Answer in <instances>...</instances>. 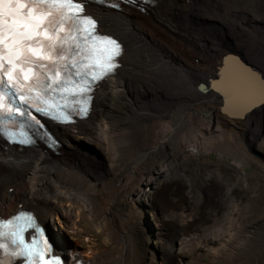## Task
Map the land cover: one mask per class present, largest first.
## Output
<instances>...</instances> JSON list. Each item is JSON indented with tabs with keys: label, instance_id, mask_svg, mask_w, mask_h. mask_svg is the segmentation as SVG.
<instances>
[{
	"label": "bare ground",
	"instance_id": "6f19581e",
	"mask_svg": "<svg viewBox=\"0 0 264 264\" xmlns=\"http://www.w3.org/2000/svg\"><path fill=\"white\" fill-rule=\"evenodd\" d=\"M187 2L191 3L184 9ZM187 9H192L190 13L197 12L199 22L196 26L189 22ZM92 12L99 19L102 30L123 42L125 52L120 60L123 66L102 84L88 120L79 122L74 129L55 128L61 143L59 155L49 150L45 152L42 147L29 150L7 147L0 140V214L6 218L22 203L35 211L42 224L52 225L54 218L59 219L62 230L56 232V237L68 259L79 252L68 239L75 233L82 234L84 225L80 221L83 217L102 241L91 249L90 264H152L153 258L146 263L147 255L140 253L139 229L146 228L139 202H142L146 184L147 188H153L151 201L158 235L163 236V231H168L160 242L164 253L160 260L165 258V263L171 260V264H180L208 242L219 263L242 264L254 259L261 264L259 253L264 249V228L251 231L242 222L246 204L234 202L232 205L241 192L238 184L223 187L217 183L224 191L217 193L212 205L219 210L203 207V199L197 203L195 200H198L196 190L201 180V175L197 174L204 173L205 169L199 168L192 158L202 149L211 150L217 144L221 149L222 143L227 144L223 148L226 151L238 149L239 153L236 152L241 153L244 165L255 164L249 157L246 143L256 142L255 147L264 152V100L241 117H232L264 96V84L238 61L225 60L231 51L238 52L250 65L258 63V69L264 72V56L257 55L255 44L261 33L242 38L230 33L229 44L222 42L219 31L202 30L201 24L219 25L203 17L208 12L202 11L198 0H159L149 17L130 7H122L121 12L99 8ZM179 15L182 16L179 23H174L175 16ZM161 23L162 29L159 28ZM150 33L156 35L155 40ZM174 41L180 48L172 45ZM172 51L178 52L181 58L175 61ZM187 63L192 65L186 66ZM215 79H219L217 88L212 89L211 80ZM201 83L209 86L207 92L198 89ZM131 87L133 92L143 90L141 100L126 103ZM152 92L158 96H149ZM109 96L117 97L120 104H124V113L118 117L114 113L107 114ZM225 101L228 117L220 112ZM108 139L116 166H104V162L102 166H93L89 154H83L78 148L80 141H86L95 143L100 149ZM190 161L196 165L193 174L196 187L186 191L194 201L193 210L187 213L177 208V197L164 196L163 192L180 179ZM225 172L223 176L231 175ZM11 188L12 193L9 192ZM149 191L152 192L151 188ZM216 191L211 187L206 189L208 194ZM135 198L139 201L135 202ZM208 221L212 224L210 230L206 226L193 234L183 232L188 231V225ZM215 228L218 234L234 231L220 248L215 246L211 234L206 235Z\"/></svg>",
	"mask_w": 264,
	"mask_h": 264
},
{
	"label": "snow or ice",
	"instance_id": "6c2138e0",
	"mask_svg": "<svg viewBox=\"0 0 264 264\" xmlns=\"http://www.w3.org/2000/svg\"><path fill=\"white\" fill-rule=\"evenodd\" d=\"M84 13V0H0V120L13 112L8 96L26 88L37 99L44 93L84 96L117 67L113 61L120 55V45L100 36L96 20ZM98 51L104 55L96 56ZM93 65L95 70L88 71ZM29 99L19 96L24 102ZM63 106L67 107L66 98ZM20 220L35 227L30 215L19 214L7 222L0 220V225ZM24 231H0V264H61L59 257L45 260L52 249L46 240L38 247L33 240L38 232L30 233L26 242Z\"/></svg>",
	"mask_w": 264,
	"mask_h": 264
},
{
	"label": "rangeland",
	"instance_id": "374dc122",
	"mask_svg": "<svg viewBox=\"0 0 264 264\" xmlns=\"http://www.w3.org/2000/svg\"><path fill=\"white\" fill-rule=\"evenodd\" d=\"M189 3H191V2H187V3H185V5H183L184 9L186 6L188 7ZM177 5H180V4H177ZM178 11L181 12V9L179 8ZM190 12H192V9L191 10L187 9V13H190ZM161 25H162V23L159 25L160 29H162ZM171 31H172V29H170V32ZM150 35H151V37L153 36L152 38L155 40L154 37H156V35L155 34L152 35L151 33H150ZM168 35L171 38H173L171 33H168ZM159 39H160V37H159ZM176 42H178V40ZM176 42L174 41L172 43V45L180 48L178 43H176ZM237 45L239 46L240 44L237 43ZM188 48H190V47H188ZM172 53L174 55L173 57H174L175 61H177L181 58V56L178 52L172 51ZM187 65H192V64L187 63L186 66ZM190 72L192 73L193 71L191 70ZM130 91H132V92H130ZM133 91H134L133 87H131L130 90H128V93H127L126 98H125L126 103L141 100L143 90H141V88H140L139 92H133ZM153 94L154 93L152 92L149 96H151ZM154 95L156 96L157 94L155 93ZM168 98H169V96H168ZM107 100H108V102H107V104H108L107 105V108H108L107 114L109 112H110L109 113L110 115L112 113H114L118 117L119 114L124 113V104H123V102H122V104H120L117 97H115V96L110 97L109 96V98ZM102 120H103V118H102ZM203 120H204V118H203ZM230 125L232 126L233 129L236 128L235 126H233L234 125L233 123H231ZM143 127H144V125H143ZM108 140L109 141L102 144L100 149L96 145H94L95 143L93 144V143L86 142V141H80L78 143L79 144L78 148L83 154H87V153L89 154L88 155L89 160L93 164V166H98L102 162H104V164H103L104 166L109 167V165H112V164L116 166L117 163H116V160L113 156V152H112V148H111V140L110 139H108ZM243 143H244V141H243ZM256 144H257L256 142H250L248 144L246 143V146L248 148L249 157L251 159L255 160L254 165H249V164L244 165V163H242L243 157H242L241 153L238 154L239 153L238 149L236 150V151H238V153L236 151L232 152V151L224 150L223 148L227 146V144H225V143L221 144V146H222L221 149H220L219 145L217 144V145L213 146L211 150L208 148H205V149L201 150L202 151L201 153H196L195 156L192 155L193 160L197 164H199L198 167L205 169L204 173H202V174L198 173L197 174L198 176H199V174L201 175V180L198 183V189L196 190L197 198H198V200H195L196 203H197V201L200 202L201 199H203V201L205 203V204H201L203 207H210V208L217 207L219 210L218 206L212 205V201L215 200V196L217 195V193L219 191H224V189H222L221 187H218L217 183L218 184L221 183L223 185V187L224 186L226 187V185L228 186V184L236 185V183H237L239 190L241 192H240V194H237V198L232 202V205L234 204V202H237L236 204H246L245 205L246 210L244 211L245 216L242 217V222L248 227V229L250 228L249 230H251V231H254V230H256V228H259V227H260V229L264 228V152L259 151L257 149V147H255ZM236 154L239 156H237ZM257 160L260 162H258ZM101 166H102V164H101ZM226 169H228V171ZM195 170H196V165L194 164L193 161H190L185 166L184 171L181 174V176H179L180 179L177 178L176 181H174L172 185H170V186L168 185V191L163 192L164 196L177 197L178 201L183 199L186 196H189L188 194H186V191H188L189 189L191 190V188L196 187V183L193 181V179H196V177L193 175ZM229 170H233L235 173H233L232 171H229ZM224 172L225 173L230 172L229 174H231V175L227 176V174H225V176H223ZM214 183H216V185L212 186ZM176 187H177V189H176ZM208 187L214 188L217 191L213 194H208L206 192V189ZM149 188H151L152 192L149 191ZM143 189L145 192L142 193L141 198L142 197L143 198H142V202H139L140 203L139 209H141L144 213L143 224H144L146 229H143V230L139 229V235L141 238L140 253H144L147 255L146 256V260H147L146 263H149V261L153 258L152 264H164L165 263L164 261H166V259L163 258L164 260H160L162 257V254H164L163 249L161 248L162 246L160 244V242H162L161 240H163V238L157 236L158 233L155 234L153 231L151 232V229H150V228H152V226H151L152 223L155 222V216H154V212H153L154 211V206H153L154 203L151 201V199H152L151 195L153 194V188L150 186H148V188H147L146 184H144ZM174 189H176V190H174ZM243 195L245 196L244 198L242 197ZM233 196H234V194L232 195V197ZM240 197H242L243 200H241ZM136 201H139V198H135V202ZM178 201H176V202H178ZM175 204H177V203H175ZM179 206H180V204H178V207ZM187 206H188V210L190 211L192 204H187ZM139 209H137V211ZM240 214L242 215V213H240ZM80 222L84 225V230H85L84 233L82 235H77V234L73 235L72 238L68 239V242L72 243L73 245H76L79 248V250L83 252L82 255H85V257H86L85 253L88 251H91L90 247H92L94 249L102 241L100 239L101 237H99L96 230L93 229L92 227H90V225H89L90 222L88 221V219H84L82 217V220ZM52 223L53 224L50 225V227H51V230L54 234L56 232L62 230L61 229V223H60L59 219L57 220L56 218H54ZM149 223L151 224L150 228L148 226H146ZM238 227L239 226H237L236 228H238ZM141 228H143V227H141ZM236 228H235V231L237 230ZM145 230H146L145 233H147L148 237H145V233H144ZM233 232H230V233L227 232V233H223V234H218L217 231H215V233H214V231L211 232V234H214V235H212V238L215 239V241H216L215 246L220 248V246L224 245L226 243L228 237L230 236V234H233ZM250 233H253V232H250ZM163 234L167 235V232L164 231ZM93 243L95 244V246H93ZM211 249H212V247L206 243L201 248H197L192 253H190L188 255V257H186L184 259V261L180 264H223V263H219L217 261V256L213 254V251ZM219 254L220 253H217L218 256H221V254L220 255ZM203 255H204V257H203ZM259 261L261 262V264H264V249H262V251H260V253H259ZM242 264H257V263H256V261H254V259H248L246 262H244Z\"/></svg>",
	"mask_w": 264,
	"mask_h": 264
},
{
	"label": "flooded vegetation",
	"instance_id": "af4514ba",
	"mask_svg": "<svg viewBox=\"0 0 264 264\" xmlns=\"http://www.w3.org/2000/svg\"><path fill=\"white\" fill-rule=\"evenodd\" d=\"M198 1L200 2V5L202 6V11L205 10L206 12H208L207 13L208 15H204L203 17H205L208 20L214 21L219 25V27H214L210 25L201 24V28L204 32L219 31L218 33L221 34L220 39L222 42L224 41L225 43H228V39L231 36L230 33H234L236 35V38H242L241 36H245V35H246L245 37H247L248 35H250L248 37H252V36L255 37V33L260 32L261 33L260 37L257 38L258 42L256 41L255 44H257V49H258V50L256 49L258 53L257 55L260 56L263 54L262 56H264V13H263L264 12V0H256V3L255 2L252 3L253 0H224L223 3H221L222 0H218V2H215L217 0H212V1L211 0H207V1L198 0ZM229 3H230V6H229ZM180 4L182 5L183 1H181ZM180 15L175 16L177 17L176 23H179V20L182 17ZM196 15H197V12H195V14L192 13L190 17V21H191L190 23L193 24L194 22L195 23V25L193 24L194 26H196L197 25L196 22L199 21L198 20L199 18ZM214 17H219V18H214ZM247 63L250 68L252 67L251 68L252 70L257 72L259 76H262L261 78L264 79V75H263L264 72H261L262 70L260 71V69H258V63H253L252 65H250L251 63L249 62Z\"/></svg>",
	"mask_w": 264,
	"mask_h": 264
},
{
	"label": "water",
	"instance_id": "95a60500",
	"mask_svg": "<svg viewBox=\"0 0 264 264\" xmlns=\"http://www.w3.org/2000/svg\"><path fill=\"white\" fill-rule=\"evenodd\" d=\"M228 59H234V60H236V61H238L252 76H254L255 74L253 73V71L251 70V68L249 67V65H248V63L239 55V53H234V55H232V54H229L226 58H225V60L227 61ZM223 71V70H222ZM260 81V83H262V84H264V82L263 81H261V80H259ZM216 83L218 84V80H211V87L210 88H212V89H216L217 88V86H215L216 85ZM209 86L206 84V83H202L199 87H198V89L201 91V92H207V88H208ZM264 98V96L261 98V99H259L257 102H255L254 103V105H250V106H247V107H245V108H241L239 111H238V114L236 115L235 114V116H232L233 117V119H235V118H238V117H241L242 115L241 114H245V113H247V111H249V109H252L254 106H257V105H259V104H261V103H263L262 101L264 100L263 99ZM227 102L225 101L224 102V105L220 108V112L221 113H223V116L224 117H228L227 115H225L226 113L230 116V114L228 113V111H227ZM229 110V109H228Z\"/></svg>",
	"mask_w": 264,
	"mask_h": 264
}]
</instances>
